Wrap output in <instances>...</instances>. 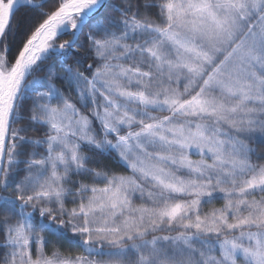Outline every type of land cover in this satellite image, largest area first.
Returning a JSON list of instances; mask_svg holds the SVG:
<instances>
[{
	"label": "snow or ice",
	"instance_id": "1",
	"mask_svg": "<svg viewBox=\"0 0 264 264\" xmlns=\"http://www.w3.org/2000/svg\"><path fill=\"white\" fill-rule=\"evenodd\" d=\"M254 143L264 0H0V264H264Z\"/></svg>",
	"mask_w": 264,
	"mask_h": 264
},
{
	"label": "trees",
	"instance_id": "2",
	"mask_svg": "<svg viewBox=\"0 0 264 264\" xmlns=\"http://www.w3.org/2000/svg\"><path fill=\"white\" fill-rule=\"evenodd\" d=\"M63 39H66V38H68L67 36H63L62 37ZM253 147H255L256 149H257V152L258 153H260V152H264V145H261V144H259V143H254L253 144ZM254 159H255V157H254ZM117 167V170L118 171H125L124 169H122V168H119L118 166H116ZM219 203H221V202H217V205L216 206H219Z\"/></svg>",
	"mask_w": 264,
	"mask_h": 264
},
{
	"label": "rangeland",
	"instance_id": "3",
	"mask_svg": "<svg viewBox=\"0 0 264 264\" xmlns=\"http://www.w3.org/2000/svg\"><path fill=\"white\" fill-rule=\"evenodd\" d=\"M195 158V157H194Z\"/></svg>",
	"mask_w": 264,
	"mask_h": 264
}]
</instances>
